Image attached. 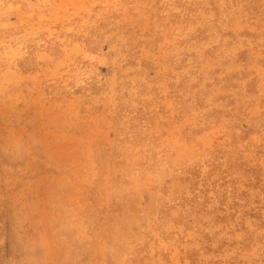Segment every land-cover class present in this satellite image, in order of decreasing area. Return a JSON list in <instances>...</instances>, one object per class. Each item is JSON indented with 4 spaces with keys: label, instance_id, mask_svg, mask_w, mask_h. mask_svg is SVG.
Segmentation results:
<instances>
[{
    "label": "rangeland",
    "instance_id": "374dc122",
    "mask_svg": "<svg viewBox=\"0 0 264 264\" xmlns=\"http://www.w3.org/2000/svg\"><path fill=\"white\" fill-rule=\"evenodd\" d=\"M0 264H264V0H0Z\"/></svg>",
    "mask_w": 264,
    "mask_h": 264
}]
</instances>
